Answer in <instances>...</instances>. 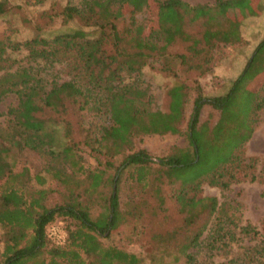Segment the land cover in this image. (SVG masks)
Segmentation results:
<instances>
[{
    "label": "trees",
    "instance_id": "1",
    "mask_svg": "<svg viewBox=\"0 0 264 264\" xmlns=\"http://www.w3.org/2000/svg\"><path fill=\"white\" fill-rule=\"evenodd\" d=\"M148 1L157 8L152 27L147 23V0H80L62 8L63 30L45 28L24 41L0 40V101L9 94L16 101L6 111L8 123L0 127V264H173L177 256L191 264L189 250L199 247L209 218L217 210L215 198L187 197L186 184H179L172 195L181 216L179 225L150 233L149 248L135 254L102 241V235H109L120 218L128 213L139 218L140 207H145L140 202L131 206V212L120 211V174L129 170L127 178L150 191L157 211L163 212L161 187H172L180 170L199 161L204 143L201 128L205 123L199 122L202 107L219 112L213 130L241 90L251 96L248 117L254 118L264 107V98L247 89L261 72L264 36L224 95L206 97L196 87L186 115L189 89L177 83L166 91L168 106L163 112L151 106L147 88L141 85V69L157 65L173 78L177 77L176 64L199 70L197 64L189 63L187 54L198 56L215 42H239L243 18L235 22L222 10L241 9L248 0H213L210 6H192L182 0ZM9 10V0H0V18ZM196 24L201 28L198 38L187 29ZM178 41L185 45L183 53L164 52ZM21 52L29 62L52 65L63 61L68 79L52 81L47 87L29 66L10 70ZM47 131L51 144L40 151L36 146L39 135ZM165 134L184 135L190 151L176 150L152 159L144 149L132 148L137 137ZM81 151L93 158L94 166L84 163ZM31 156L40 164L38 172L31 173L26 166ZM232 159L223 158L220 166L231 164ZM224 170L216 168L209 183L226 188L220 182ZM47 182L56 189L46 187ZM54 193L60 200L49 206ZM100 203L101 211L92 217L94 205ZM150 211L148 217L154 215ZM57 220H68L71 225L60 246L47 236L48 226ZM240 232L257 234L250 226ZM255 253V264H264V247Z\"/></svg>",
    "mask_w": 264,
    "mask_h": 264
},
{
    "label": "rangeland",
    "instance_id": "2",
    "mask_svg": "<svg viewBox=\"0 0 264 264\" xmlns=\"http://www.w3.org/2000/svg\"><path fill=\"white\" fill-rule=\"evenodd\" d=\"M189 5L213 4V0H182ZM80 0H43L37 3L35 0H9V12L0 18V40L10 39L13 41H24L37 36L41 29H60V12L66 3L79 4ZM148 26H153L156 18L157 8L148 0L146 2ZM129 7L125 6L127 11ZM223 14L239 25L238 35L240 40L236 44H222L215 42L198 56L192 58L188 53L190 64H197L199 70L186 69L174 65L177 77L169 76L157 69V65H147L141 69V85L146 86L152 107L165 112L168 106L166 91L172 85L183 83L187 85L190 98L186 103V115L190 112L191 100L195 88L198 87L201 94L206 97L222 96L230 87L232 81L238 76L245 66L255 46L264 36V0H248L243 8H227L222 10ZM191 35L198 38L201 32L199 24L187 28ZM185 45L175 42L168 46L164 52L169 54L183 53ZM204 59V60H203ZM17 66H29L38 72L48 87L52 81L57 83L68 79L66 65L63 61L46 65L40 60L29 62L24 58L23 52L16 56ZM154 64L156 62H150ZM203 71V73H201ZM247 89L259 97L264 98V61L261 72L248 85ZM251 96L248 92L241 90L229 104L227 114L217 129L213 126L217 123L219 112L209 106L202 107L199 122L205 123L201 128V136L204 143L201 145L199 159L196 155L192 168L180 170L172 187L162 186L159 195L163 198V212L156 209V201L150 191L135 185L129 180L128 172L125 170L120 174L117 185L120 211L131 212V206L140 202L145 203L141 208L142 216L134 218L124 215L119 219L109 235H102V241L114 245L128 252L143 254L149 248L148 236L150 233L161 228H172L179 225L181 216L172 195L179 184H186V196L201 198L212 197L217 202V210L209 218L207 227L203 232L199 247L190 249L192 254L191 264H241L248 256H252L247 263L255 264L257 259L256 249L264 247V107L252 119L248 117L249 101ZM14 95H6L0 101V127L8 123L6 111L15 106ZM247 121V119H249ZM252 119V120H251ZM100 123L104 119L98 117ZM105 122H107L105 120ZM181 130L186 131L185 123ZM241 143V144H240ZM51 144V134L43 132L39 135L37 148L42 151ZM240 144V145H239ZM239 145V146H238ZM238 146V147H236ZM133 150L144 149L152 159L166 157L176 150L187 149L189 144L184 135L162 136L148 135L133 139ZM84 163L94 166L93 158L87 152L81 151ZM232 156V163L220 166L223 158ZM220 162V163H219ZM116 164L117 161H114ZM26 166L31 173L39 171L40 164L36 157H29ZM225 168L220 182L227 184L221 188L218 184L209 183V177L216 168ZM190 183V185H189ZM197 184V186L195 185ZM46 187L56 189L53 183L47 182ZM183 185V186H184ZM188 185V186H187ZM60 197L54 193L48 200V205L58 203ZM101 204L94 208L91 216L95 217L101 211ZM154 215L148 217V212ZM222 213H221V212ZM63 230L71 227L69 221H59ZM54 224V223H53ZM250 226L257 232L244 235L240 229ZM0 242V253H1ZM172 260V259H171ZM246 263V264H247ZM173 264H186L182 257L177 256Z\"/></svg>",
    "mask_w": 264,
    "mask_h": 264
},
{
    "label": "built area",
    "instance_id": "3",
    "mask_svg": "<svg viewBox=\"0 0 264 264\" xmlns=\"http://www.w3.org/2000/svg\"><path fill=\"white\" fill-rule=\"evenodd\" d=\"M47 236L53 244L60 246L64 244L67 237V232L63 230L59 224L54 223L48 226Z\"/></svg>",
    "mask_w": 264,
    "mask_h": 264
}]
</instances>
